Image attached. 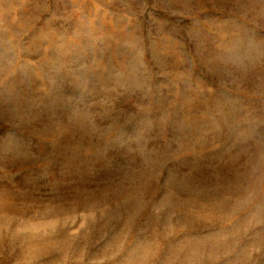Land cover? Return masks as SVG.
<instances>
[{
    "label": "rangeland",
    "instance_id": "374dc122",
    "mask_svg": "<svg viewBox=\"0 0 264 264\" xmlns=\"http://www.w3.org/2000/svg\"><path fill=\"white\" fill-rule=\"evenodd\" d=\"M0 264H264V0H0Z\"/></svg>",
    "mask_w": 264,
    "mask_h": 264
}]
</instances>
